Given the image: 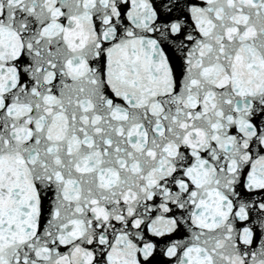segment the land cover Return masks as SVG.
<instances>
[{
	"label": "snow or ice",
	"instance_id": "snow-or-ice-1",
	"mask_svg": "<svg viewBox=\"0 0 264 264\" xmlns=\"http://www.w3.org/2000/svg\"><path fill=\"white\" fill-rule=\"evenodd\" d=\"M0 264H264V0H0Z\"/></svg>",
	"mask_w": 264,
	"mask_h": 264
}]
</instances>
